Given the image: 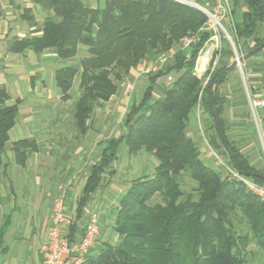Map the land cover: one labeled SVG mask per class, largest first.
I'll return each mask as SVG.
<instances>
[{"label":"trees","instance_id":"1","mask_svg":"<svg viewBox=\"0 0 264 264\" xmlns=\"http://www.w3.org/2000/svg\"><path fill=\"white\" fill-rule=\"evenodd\" d=\"M98 1L92 8L85 0H31L45 19L38 25L29 8L23 19L38 34L8 41V51L14 54L31 51L39 55L48 51L64 62L75 59L80 47L85 48L86 56L75 66L55 71L62 102L71 101L74 84L77 85L72 127L82 138L81 146L92 129L97 109L119 93V86L129 80L131 70L174 52L168 66L146 77L141 96L132 101L124 116L122 134L104 142L101 158L91 168L79 208L105 183L104 173L118 158L121 144L128 157L147 154L157 161L150 176L131 180L121 196L111 227L116 242L96 240L83 264H250V244L264 254V203L241 184L206 165L200 158L197 141L188 136L190 118L196 116L200 106L209 123L208 130L215 132V136L207 135L209 146L216 150L219 142L226 165L264 185V174L251 166L225 134L224 101L218 86L228 74L224 72L226 67L212 72L206 82L194 72L207 34L199 33V41L188 51H177L184 36L202 27L204 15L170 0ZM242 2L244 10L235 13L234 8L233 12L236 36L247 44L253 38L254 45H247L250 52L264 43V35L254 38L264 24V0ZM170 74L175 75L171 87L161 86L160 94L155 96L160 78ZM207 87L231 158L210 115ZM257 90L264 98V84ZM8 99L5 87L0 88V169L4 167L9 132L16 124L21 103L16 100L8 106ZM261 111L264 138V108ZM36 150L31 139L16 141L11 147L18 165H23ZM112 174L115 172L109 173ZM185 176L195 184L189 193L182 190ZM155 196H160L161 203L153 201ZM234 218L249 232L239 231ZM5 221L0 229V249L8 217ZM82 232L83 227L75 223L69 230L70 238Z\"/></svg>","mask_w":264,"mask_h":264},{"label":"crops","instance_id":"2","mask_svg":"<svg viewBox=\"0 0 264 264\" xmlns=\"http://www.w3.org/2000/svg\"><path fill=\"white\" fill-rule=\"evenodd\" d=\"M15 1L0 0V88L5 87L9 94L6 105L15 104L16 100L21 101L16 124L9 132L12 138L10 151L12 143L22 139L34 140L37 150L28 155L23 165H18L12 156L15 166L11 162H3L4 167L0 169V221L4 218L0 229L8 217L0 255L5 257L2 264H40L39 248L51 224L53 205L61 197L67 214L72 218V225L77 223L80 229L85 225L90 212L98 215L101 233L97 242L106 241L112 231L118 202L127 188L123 172L129 168L125 162L121 165V172L116 165L118 158L112 162L104 173L105 183L89 196L81 208L79 201L91 168L101 158L104 142L122 134L124 116L132 101L137 99L139 93L142 94L147 78H136L131 70L132 82L137 81L136 93L129 98L122 93L112 96L96 112V126L82 146L72 148L61 144L60 140H51L54 137H65L69 132L68 129L48 126V122L54 119L51 120V111L54 112L56 107L64 103L55 84V71L65 66H75L77 60L60 61L48 51L39 55L31 51L23 55L8 51L10 39L38 34L33 33L32 28L28 29L16 22L19 19L12 9L16 5ZM85 1L92 8L99 2ZM38 12L41 13L39 9ZM232 62L233 59L228 57L222 67H228ZM246 80L248 88L254 94L263 86L264 48L243 62L242 73L235 68L228 72L218 86L219 96L224 101L222 119L227 139L248 159L251 166L262 172L258 166L264 160V138L259 135L256 117L248 104ZM200 109L199 106L198 113ZM258 111L262 114L261 110ZM260 118L262 124L263 115ZM195 120L189 125L188 136L198 140L200 133ZM57 156L62 159L61 166H58ZM111 172L115 174L109 175ZM25 180H31V187L24 188Z\"/></svg>","mask_w":264,"mask_h":264},{"label":"built area","instance_id":"3","mask_svg":"<svg viewBox=\"0 0 264 264\" xmlns=\"http://www.w3.org/2000/svg\"><path fill=\"white\" fill-rule=\"evenodd\" d=\"M183 6H187L199 11L205 17L202 27L195 33L184 36L177 45V51H188L199 41V33L207 34V42L198 52L194 71L197 73L204 72L209 69L213 72L217 59L210 65L211 51H221L224 42H227L233 50L234 59L237 61L236 68L242 73V63L238 60L242 56L237 47H239V39L236 36V26L234 20V0H170ZM207 44H209L207 46ZM174 52L160 55L154 61H145L137 65L133 69L136 78L147 77L163 70L173 59ZM206 56L205 65L199 68V60ZM211 66V67H210ZM165 83L167 87H171L174 79L171 75H167ZM206 82V81H205ZM121 93L126 97H131L135 91V83L126 80L121 86ZM248 104L253 111L258 130L262 134L261 118L257 116V111L264 108V98L259 93L248 91ZM199 108V107H198ZM198 111V110H197ZM214 158L223 168V176L228 180L236 181L241 184L248 192L256 196L260 202L264 203V185H261L252 179L241 175L233 170L230 166L222 163L216 154ZM72 226V218L67 214L63 197L59 198L53 205L51 224L48 228L46 238L39 248L40 264H83L89 251L94 247L97 238L101 233V226L98 215L90 212L81 236L71 239L69 228Z\"/></svg>","mask_w":264,"mask_h":264},{"label":"rangeland","instance_id":"4","mask_svg":"<svg viewBox=\"0 0 264 264\" xmlns=\"http://www.w3.org/2000/svg\"><path fill=\"white\" fill-rule=\"evenodd\" d=\"M234 1L236 2V5L234 7L235 13L241 12L242 10H244L242 0H234ZM15 2H16V5H14V7H12V9H13V13H16L17 19H19L16 22L22 23L24 26H26V28L30 29L29 23L23 19V15L25 13L24 11L26 10V8H29L31 10V15L34 17L35 22L38 25L42 24L43 20L45 19V14H43L42 12L41 13L38 12V8L36 6H33L31 0H16ZM26 5H31V6L26 7ZM236 18L238 19V14L236 15ZM32 29H33V27H32ZM263 35H264V24H262L261 26L258 27L257 33L254 36V38L261 39L263 37ZM253 41L254 40L252 38L249 40V43L247 44V42L243 41L242 39H239V41H238L239 47H237L238 52L242 56L244 54H246L247 52L245 53V51H247L249 48L247 45H254ZM206 42L207 41H204V43H206ZM208 45L209 44H207V46ZM203 46H204V44H203ZM203 46H202V48H203ZM211 54L212 55L210 58V65H212L214 60L217 59V64H216V67H215L213 72L222 68V66L226 63V58L231 57L232 59H234L233 50L230 48V46L227 42H224L223 48L220 52L217 50H212ZM84 56H86L85 48L80 47V50L78 51V55L75 59L78 61L80 58H82ZM194 72H196V71H194ZM211 73L212 72H210V70L207 69L204 72H199L197 74L200 75V78H204V82H205V80L209 77V75ZM170 75L173 77V79L175 78L174 74L173 75L170 74ZM243 77H245V74H243ZM131 79L132 78L130 76L129 80L132 81ZM244 82H245V79H244ZM245 84H246L247 90L249 91V88H248L249 84H248L247 80H246ZM120 86H119V90H120L119 93H121ZM161 86H166L164 77L160 78L159 83L157 84V91H155V93L160 94ZM136 91H137V81L135 82L134 93H136ZM77 94H78L77 85L75 83L74 88L72 90L71 101H68L67 103H63V105L56 107L54 112L51 111L52 112L51 113L52 114L51 120H52V118H54L55 120L53 119L52 121L48 122L49 127H55V128L57 127V128L64 129V130H67V129L69 130V132L66 134L65 137H54L51 140H60L61 144L70 145L73 147L79 146V145L81 146V144L83 142L82 138L78 135L76 130L73 129V127H72V113H73L72 104H73V101L75 100V98L77 97ZM140 96L141 95L139 93L137 98H139ZM100 109H102V108L97 109L96 112L100 111ZM196 115H197V117L195 116V114H194V116L193 115L191 116L190 123L196 119L195 121L197 122V126H198L199 133H200L199 134L200 138L198 140L194 139L193 137L192 138L195 141H197V143H198L199 150H200V157L204 160V163L206 165L214 167V169L216 171H219L223 175V173H224L223 168L219 165V162L216 161V159L214 158V154H216L217 157L219 158V160L222 163L226 164V159H225L224 155L222 154V147L220 146L219 142H218V148H216V150H214L211 146H209L207 135L215 136V132L213 129L208 130L209 123L206 124V115L202 111V109H200L199 113L196 112ZM258 115H259V117L262 116L260 111H258ZM63 118H65V119L63 120ZM94 126H96L95 120H93V122H92V129L90 131V134H92V130L94 129ZM206 132H207V134H206ZM259 135H261L260 132H259ZM89 137H90V135H89ZM11 139L12 138L10 136L9 141L6 144L5 153L3 155V162L4 163H10L11 162V164H14L12 161L13 155H12V152L10 151ZM57 155H59V153ZM56 159H58V160H56L59 163L58 166L59 165L61 166L62 159L59 156H57ZM263 159H264V156H263ZM124 162H125L126 167L129 168L123 172V176H124L123 178L127 182V186L129 185L131 180H133L137 177L150 176L151 175L150 173H152V171H154V168L157 164V161L153 157H151L150 155H147V154H142V155L139 154L136 157H128L126 150H125V147H124V145H122L118 151V161L116 164L119 172H121V170H122L121 165H123ZM13 166H15V164ZM258 168L261 169V171H262L261 174H264V160H263V162H261V165L258 166ZM32 178L33 177H31L30 179L32 180ZM40 178L42 179V176H40ZM31 180L29 182L26 180L24 181V183H25L24 188L31 187ZM41 183L43 184V180H41ZM194 187H195V184L188 177L185 176L183 178V182H182V190L185 193H189V192H191V190H193ZM153 201L161 203L160 196H155ZM17 202H19L18 199H17ZM3 219H2V221H0V224L3 222ZM233 221H234L235 225L238 226L237 228H239V231L242 230L244 232H249L247 227L244 224L241 225L238 223L237 219L234 218ZM106 225H107V223L104 224L105 228L107 227ZM106 241L110 242V243L116 242L115 234L112 231H110V233L108 234ZM247 252L250 254H253V258H251L249 261L250 264H264V259L262 258L264 256V254H262L253 243L248 246ZM4 259H5V257H1V255H0V264H2L4 262L3 261Z\"/></svg>","mask_w":264,"mask_h":264},{"label":"water","instance_id":"5","mask_svg":"<svg viewBox=\"0 0 264 264\" xmlns=\"http://www.w3.org/2000/svg\"><path fill=\"white\" fill-rule=\"evenodd\" d=\"M262 4V3H261ZM264 48V43L257 47L256 49L250 51V52H247L246 54H244L243 56H241L238 60L239 63H242L248 59H250L251 57L255 56L256 54H258L262 49ZM237 61H233L228 67H226V69L224 70V72H230L232 70H234L237 66ZM207 93H208V105H209V110H210V115L215 123V126L217 128V131L220 135V138H221V141H222V144L229 156V158H231V155H230V150H229V147H228V144H227V141H226V138L224 136V133L219 125V122H218V119L213 111V108H212V105H211V102H210V97H209V87H207Z\"/></svg>","mask_w":264,"mask_h":264},{"label":"bare ground","instance_id":"6","mask_svg":"<svg viewBox=\"0 0 264 264\" xmlns=\"http://www.w3.org/2000/svg\"><path fill=\"white\" fill-rule=\"evenodd\" d=\"M206 59H207V57L204 56V57H202V58L199 60V63H198L199 68H200V67L202 68V67L205 65Z\"/></svg>","mask_w":264,"mask_h":264}]
</instances>
